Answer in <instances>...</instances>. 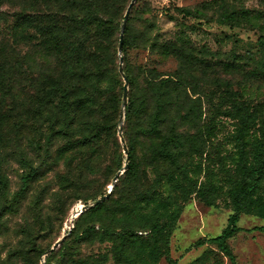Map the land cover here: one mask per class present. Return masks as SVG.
I'll list each match as a JSON object with an SVG mask.
<instances>
[{
  "label": "trees",
  "instance_id": "trees-1",
  "mask_svg": "<svg viewBox=\"0 0 264 264\" xmlns=\"http://www.w3.org/2000/svg\"><path fill=\"white\" fill-rule=\"evenodd\" d=\"M130 2L29 1L28 14L16 15L14 25L8 26L20 28L29 45H35L26 62H10L0 39V229L9 225L8 215L17 218L15 241L5 250L6 264L37 262L50 247L42 248L41 243L55 223L62 224L76 202L93 203L106 196L105 187L122 170L125 157L118 127L124 83L118 72V44ZM260 2L262 11L256 13L234 12L226 0L178 12L183 18L229 29L257 27L255 77L264 80V24L259 23L264 22V0ZM134 6L121 51L128 84L122 125L128 168L104 202L73 221L72 230L45 257V264H158L161 259L177 264L169 253L180 210L176 199H185V190H196L192 177L200 166L192 162L211 142L214 121L220 117L231 121L232 154L219 158L216 170L204 168L205 181L196 194L205 199L213 187L208 181H220L227 188L232 214L219 236L198 241L195 247L214 246L233 263L228 241L239 231L240 216L264 219V101H244L220 79L214 90L202 86L194 76L198 60L183 34L166 38L149 10L139 13ZM3 16L0 10V22ZM133 53H146L149 60L137 64ZM170 61L175 64L172 71L166 68ZM224 67L235 69L233 63ZM18 76L28 88L23 121H16L17 104L11 96ZM203 99L208 113L203 112ZM20 136L28 158L21 155L24 175L17 193L9 196L3 171L8 162L1 149ZM95 244L109 247L98 256L83 253V246Z\"/></svg>",
  "mask_w": 264,
  "mask_h": 264
},
{
  "label": "rangeland",
  "instance_id": "rangeland-1",
  "mask_svg": "<svg viewBox=\"0 0 264 264\" xmlns=\"http://www.w3.org/2000/svg\"><path fill=\"white\" fill-rule=\"evenodd\" d=\"M29 1L31 0H2L0 8L1 12L5 13L3 21H6L5 23L0 22V39L9 61L14 64L15 61L26 62V58L32 56V51L35 52V45L33 43L29 45L26 39L27 33L23 34L20 28L11 30L8 27L14 25L16 15L28 14ZM209 1L212 0H139L137 3L135 2L134 9L139 13L148 9L155 18L158 30L166 38L173 37L180 32L183 34V39L191 46L193 54L198 60L194 66V76L202 86H212L214 90V82L220 79L229 83L232 90L238 92L244 101L263 102L264 80L262 77H255V73H257L256 62L259 60L257 38L260 32L258 28L253 27L251 29L247 26L241 29H229L228 26L223 27L215 23H205L202 20L183 18L178 12L180 9H199L202 4ZM226 1L230 3L234 12L243 9L252 13L262 11L260 0ZM259 23L264 24L263 21ZM132 60L137 64H144L149 60V57L146 53H133ZM231 63L235 65L234 70L224 67L225 64ZM166 68L172 71L175 64L170 61ZM21 71H25V65ZM17 78L18 84L13 86L11 96L12 101L17 104L15 107L16 121H23L24 99L28 94V88L20 76ZM220 84L223 83L220 82ZM204 102L205 99H203L202 105L203 112L208 113L206 108L208 105ZM214 124L216 130L211 137V142L207 143V148L202 154L194 157L192 162V164L200 166V171L195 177H192V180L197 182L196 190L192 191L194 192L192 194L191 191L185 190V199L180 200L179 197L176 199L180 210L169 239L170 257L177 264H264V219L255 215H241L237 223L239 231L228 241V247L234 257L233 263L214 246L204 244L199 248L195 247L198 241L219 236L226 228L227 220L232 214L227 188L220 181L216 179L208 181V183L213 184V187L206 193L205 199L196 194L200 183L205 181L202 172L204 168L209 167L216 170L219 158L232 154L233 145L229 140L233 130L231 121L220 117L214 121ZM2 151L8 162L7 167L3 170L7 178V194L12 196L19 190L20 177L24 175L25 168L21 155L28 158V148L26 141L20 136L9 139L7 146L1 149ZM225 164L226 166L229 165V160H226ZM40 184L42 186L43 181ZM110 186L105 187L107 192ZM167 190L168 186L165 188L166 192ZM261 193L264 198V182L261 184ZM207 201H212V204H208ZM91 203L90 201L87 203L76 202L72 205L63 223L56 222L51 235L42 240V248L49 246L51 248L62 237L65 239L72 230L73 221L78 217L82 207ZM44 204L48 206V200L45 199ZM6 219L9 225L0 229V250H4L0 255V264H6L7 254L5 250L15 241L13 225L17 218L8 215ZM108 247L106 244L101 246L95 244L83 246L82 251L84 254L98 256L104 253ZM45 257V255L41 256L34 264H45ZM158 264L167 263L161 259Z\"/></svg>",
  "mask_w": 264,
  "mask_h": 264
},
{
  "label": "water",
  "instance_id": "water-1",
  "mask_svg": "<svg viewBox=\"0 0 264 264\" xmlns=\"http://www.w3.org/2000/svg\"><path fill=\"white\" fill-rule=\"evenodd\" d=\"M135 2H136V0H131V2L129 3V5H128L126 11H125V14H124V17H123V21H122V24H121V28H120L119 44H118V56H119L118 72H119L120 76L122 77V80H123V83H124V91H123V95H122V104H121V107H122V115H121V118L119 120L118 138L120 140V144H121V148H122V153H123V155L125 157V163H124V166H123L122 170L113 178L112 184H111V186L108 189L107 195L104 196V197H102V198H99L98 200H96L95 202L89 204L88 206L82 207V210L79 212L78 216L83 211H86L87 209L93 208V207L101 204L102 202H104L107 199V197L109 196V194H110V192H111V190L113 188V185L116 183L118 177L121 176L123 174V172H125L127 170V168H128L127 148H126L125 142H124V140L122 138L123 113H124V108H125V106L127 104V86H128V84H127V79H126L125 75L123 74V70H122V58H121L120 54H121V51H122L124 28H125V25H126V22H127L128 16H129V13L131 11V8H132V6L134 5ZM63 239H64V237H62L51 248H49L46 251L45 256H47L51 252L55 251L62 244Z\"/></svg>",
  "mask_w": 264,
  "mask_h": 264
}]
</instances>
